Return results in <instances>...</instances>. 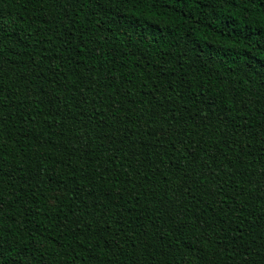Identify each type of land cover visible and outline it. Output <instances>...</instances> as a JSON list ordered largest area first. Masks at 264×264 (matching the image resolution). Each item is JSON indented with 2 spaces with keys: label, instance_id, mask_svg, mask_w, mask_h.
I'll return each mask as SVG.
<instances>
[{
  "label": "trees",
  "instance_id": "trees-1",
  "mask_svg": "<svg viewBox=\"0 0 264 264\" xmlns=\"http://www.w3.org/2000/svg\"><path fill=\"white\" fill-rule=\"evenodd\" d=\"M0 264H264V0H0Z\"/></svg>",
  "mask_w": 264,
  "mask_h": 264
}]
</instances>
